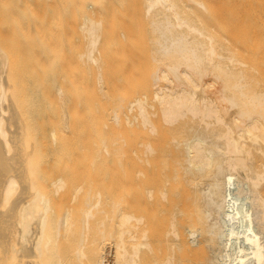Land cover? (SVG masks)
Instances as JSON below:
<instances>
[{
	"label": "bare ground",
	"instance_id": "6f19581e",
	"mask_svg": "<svg viewBox=\"0 0 264 264\" xmlns=\"http://www.w3.org/2000/svg\"><path fill=\"white\" fill-rule=\"evenodd\" d=\"M77 1L85 39L78 54L96 67L104 91L107 19L96 8L108 0ZM143 5L152 34L154 95L128 103L126 166L125 151L111 150L113 142L102 138L87 169L83 160L87 171L65 206L54 201L72 173L63 174L66 180L54 174L46 185L44 155L21 113L11 56L0 44V264H264V0L256 9L254 77L205 25L204 0ZM57 89L63 98L62 86ZM123 105L119 100L112 110L116 125L124 120ZM59 143L52 156L68 153L70 145L63 141L64 150ZM69 148L70 155L76 151ZM104 151L117 159L102 157ZM113 161L126 167L125 189L97 182L121 175Z\"/></svg>",
	"mask_w": 264,
	"mask_h": 264
},
{
	"label": "rangeland",
	"instance_id": "374dc122",
	"mask_svg": "<svg viewBox=\"0 0 264 264\" xmlns=\"http://www.w3.org/2000/svg\"><path fill=\"white\" fill-rule=\"evenodd\" d=\"M13 1L16 0H0V44L11 56L12 78L14 77L12 83L18 90L20 103L24 102V105L20 106L21 113L28 118V123L37 137V141L34 140L39 143L35 145L40 146L41 151L35 145H33L35 147L33 149H37L40 154L43 153L44 155L42 171L45 172L46 185L51 184L54 174H57L58 177L59 173V176L64 173L69 175L70 171L72 173V176L69 175L71 179L68 176L70 181L69 179L66 180V174L62 176H65L67 183L64 187L66 189L63 188L58 194L60 195L57 197L60 198L58 202L54 196V204L60 202L59 207H61L71 202L73 187L75 188L82 182L83 171H87L82 169L83 160L87 169V162L96 155L99 148L98 142L102 138H107L113 142L110 145L111 150L122 148L125 151L126 154L123 156L125 162L123 161V163L126 166L129 127L125 120V112L129 110L128 103L137 97L151 99L155 92L152 80L154 65L151 60L152 48H150L152 43L149 40L152 37L150 24L149 20L147 21L146 12H144V0H108L106 3H101V6H97L96 15L104 16L107 19L106 33L101 45L102 56L105 61L103 72L106 78V88L101 91L96 79V67L80 62V57L77 58V53L82 51L85 45V39L81 35L82 32L79 27L80 21L83 20V14L78 11V1L18 0V2H22L20 4L24 9L21 8L20 4H18L19 6L14 4ZM204 1L207 4V9L200 10V16L205 25L220 39L224 46L229 47L242 60V66L251 77H254L258 56L256 43L258 0ZM25 6L31 7L32 11ZM18 7H20L19 10ZM21 9L24 10V12L22 11L24 18ZM27 11L33 17L28 15ZM31 18L33 20H30ZM77 84L78 88H76ZM61 86L64 92L63 98L57 91V88ZM73 87L79 98L78 102L75 100L74 105L70 98ZM61 98L66 103H62ZM119 100L124 103L121 107L124 120L121 125H116L112 119V110ZM62 111L67 112V118L65 114H62ZM60 117L64 120L66 118V122L60 121ZM62 123L63 127L70 124L67 126L69 131L60 126ZM53 128L59 131L56 136L61 141L57 137H52ZM80 134L83 136L81 137ZM66 137L71 140V145L65 139ZM55 138L58 142L55 141ZM62 139L64 144L68 143L71 149L76 150L73 151V154H69L71 152L70 146L65 145V147ZM55 142L57 144L60 142V145L63 144L62 148H66L65 152L69 149L67 154H60L65 155L66 158L57 156L60 149H57ZM53 145L57 149V152L53 151L58 153L56 156L59 157V161L54 158L56 157L55 154L51 155ZM68 155L70 156L67 158ZM74 155L77 164L73 163L74 160L72 161ZM114 156V154L106 151L102 154V157L108 159ZM47 158L56 161L54 160L51 164ZM114 158L117 159V156ZM65 160L66 163L71 162L69 166H67L68 163L64 162ZM78 160L80 166H78ZM55 162L60 166H57ZM53 164H55L54 168ZM114 166L118 167L116 171L121 172L120 176L117 175L119 179L115 178L117 173L114 172L115 177L112 175L113 179H103L101 176L98 178L103 180H97V182L101 183L103 188L114 187L117 189L120 187V189H125L128 183L126 167L119 166L118 162H115ZM79 168V171L82 172L78 171ZM76 173L77 177L81 173L82 176L80 175L78 179L74 180L73 178H77L73 177L76 176ZM80 177L82 178L80 179ZM115 182L120 184H115ZM56 205L58 206V204Z\"/></svg>",
	"mask_w": 264,
	"mask_h": 264
},
{
	"label": "crops",
	"instance_id": "0c3cea01",
	"mask_svg": "<svg viewBox=\"0 0 264 264\" xmlns=\"http://www.w3.org/2000/svg\"><path fill=\"white\" fill-rule=\"evenodd\" d=\"M77 58L79 59V54L77 53ZM80 62H82L81 60H80ZM79 63V62H78ZM78 67H79V64H78ZM76 88H78V84H77V87ZM70 98H71V101H72V104L74 105V103H75V100H76V102H78V100H79V98H78V93H76L75 94V89H74V87H73V90H72V92H71V95H70Z\"/></svg>",
	"mask_w": 264,
	"mask_h": 264
}]
</instances>
